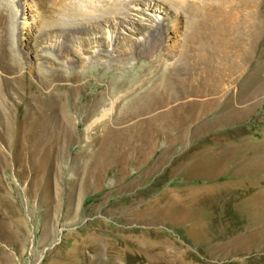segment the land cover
I'll return each mask as SVG.
<instances>
[{
	"label": "rangeland",
	"instance_id": "1",
	"mask_svg": "<svg viewBox=\"0 0 264 264\" xmlns=\"http://www.w3.org/2000/svg\"><path fill=\"white\" fill-rule=\"evenodd\" d=\"M52 1L0 0V264H264V0H138L74 47L47 18L121 0ZM135 63L180 81L170 105L212 101L139 115L110 90Z\"/></svg>",
	"mask_w": 264,
	"mask_h": 264
},
{
	"label": "bare ground",
	"instance_id": "2",
	"mask_svg": "<svg viewBox=\"0 0 264 264\" xmlns=\"http://www.w3.org/2000/svg\"><path fill=\"white\" fill-rule=\"evenodd\" d=\"M137 1L138 0H126V2L122 1V0L121 1H115V3L113 2V3H111V5L103 4L104 6L101 7V9L96 8L97 6L94 7V5L91 4V5H89V7H87L89 10L88 13L94 12V14H95V11H98L99 13H97V16L96 17L94 15L93 16H87V18H88L87 19L86 15H85L84 18L87 19V23L85 22L86 23L85 25H83L84 23L80 24L77 22L78 24L75 23V25L67 28V30H64L65 28L61 27V24L57 21L58 19H63V21H64V18L63 17L59 18L58 14H53L51 18H47L48 20L45 21V28L43 29L44 31H42V32H43V34H45V33L51 32L53 30H55V31L58 29L62 30V32L59 31V33H62V34L64 33V35H66V36L68 34L70 36L69 40L72 41V44H70L72 47L76 46L75 43H78L79 45L83 46V44H84V41L82 39L83 37H81L79 35L94 34L95 30H97L96 27L100 25V24L98 25L99 22L103 21V22L107 23V17L109 14H120L122 10H125V9H122L123 7H125V5H128L129 3H132L134 5V4H137ZM156 1H159L160 3L165 5V7L162 6L163 9L168 7V9L172 10L171 12L168 11V13L173 12V13L177 14V13L181 12V10L187 11L191 7V4H188L187 1H185V0H156ZM89 2H90V0H89ZM90 3H93V2H90ZM56 5H58V7L61 6L62 8L63 7L65 8L64 5H66V4L63 3V0H53L51 2V4L48 5L50 12L56 11V7H55ZM126 7H128V6H126ZM129 8H131V7H128V9ZM128 13H129L128 10L124 12L126 17H129ZM112 16L115 19L117 18V16L116 17L114 15H112ZM164 29H165V27L159 28V29L155 30L156 32L150 33L146 37V39L144 40V43H143L144 46H145V44H147L148 48L150 47L149 49L157 50L158 46L160 45L158 40L160 39ZM66 46H67V42H64L63 47H66ZM177 48H178L179 55H180L182 53V51H184V50L179 48V45H177ZM197 49L198 48H196V47L188 45V51L185 52V57H184V58L192 60L193 63L195 64L194 65L195 67H197L198 64L201 63L200 59L196 60L194 57V53L197 51ZM140 65L138 66V64L135 63V65H133L126 72V74L129 76V78H119V77H117L118 75H116L115 72H113V71L109 72L112 75V80H111L112 85L114 84V86L110 87V90H112V89L114 90V88H116V87L124 88L125 86L128 87L130 84L131 85L136 84L135 87L133 85V87H134L133 90H135L136 94L134 96H132V98H130V99H132L130 101L133 102L135 105L139 106V109H138L139 115H146V117L148 119L157 120L159 117H162V116H164V114H166V115H169L172 117L180 116L185 121H189L192 118V116L195 115V112L193 109H188L189 108L188 106L190 104L196 103L199 105H206V103H208L209 101L210 102L212 101V99L210 100V99H206V98H200V99L198 98V99H193V100L187 99L184 101H179L175 105H170L173 101L180 100L182 97L185 96L183 92H178V93L176 92V87H177L176 85L178 83H180V81H178L175 77H173V75H171L172 73H170L168 71V69L166 70V69L162 68V70H161L160 66H158L156 69H154V72H152L148 76L147 80L141 81L140 76L142 75V73H144V71H143V69L140 68ZM151 65L152 64L149 63V67ZM145 69H148V68L144 66V70ZM200 71H204V70L202 68H200ZM202 74H204V72H202ZM108 83H110V82H108ZM129 87H131V86H129ZM126 92H128V91H125V93ZM129 94H131V93H129ZM125 103H126V101H125ZM139 104H141V105H139ZM95 105H96V103H95ZM95 105H94V107H95ZM162 106H167L166 111L155 113V111L159 107H162ZM184 108H186V110H185V112H182L183 110H181V109H184ZM203 114L204 113L202 111H198V113H197V115H203ZM143 130H144V133H154V132L161 131V129L159 127H155V126H153V127L144 126V128H142V131Z\"/></svg>",
	"mask_w": 264,
	"mask_h": 264
}]
</instances>
